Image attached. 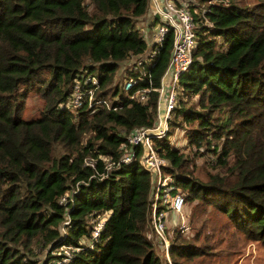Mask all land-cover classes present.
<instances>
[{"label":"trees","instance_id":"16d2710c","mask_svg":"<svg viewBox=\"0 0 264 264\" xmlns=\"http://www.w3.org/2000/svg\"><path fill=\"white\" fill-rule=\"evenodd\" d=\"M186 2L198 42L168 124L185 130L191 149L154 142L193 206L190 226L173 228L167 259L153 239L142 147L129 163L119 157L131 130L157 120L173 34L146 58L136 21L149 0H0V264L43 263L89 237L88 222L106 212L94 247L82 244L69 264H235L246 243L264 245V0ZM135 56L128 91L148 88L145 101L113 79ZM95 68V95L110 92L115 108L61 106L74 78ZM30 93L41 104L26 117ZM107 158L119 162L107 168ZM65 192L74 200L60 203Z\"/></svg>","mask_w":264,"mask_h":264},{"label":"built area","instance_id":"2783aa9c","mask_svg":"<svg viewBox=\"0 0 264 264\" xmlns=\"http://www.w3.org/2000/svg\"><path fill=\"white\" fill-rule=\"evenodd\" d=\"M150 1V0H149ZM187 0H152L153 11L156 14L158 23L155 33L150 40L151 49L145 56H153L155 50L160 46L168 33L173 34V47L168 60L167 67L161 78L160 86L157 88L159 92L157 103V120L152 127H137L130 131L127 142L129 147L120 155L119 161L129 163L135 156V146L142 147L140 161L142 165L149 169L151 173L156 174L154 181V193L151 205V220L155 231L160 235L163 241L165 255H168L167 245L170 239L165 234V229L170 226V221H174V226L180 225V228H187L186 217L182 215L180 218L177 214L183 211L187 203L186 194L180 190L175 183L173 175L167 173L163 166L167 164V160L160 156L155 148L154 137H165L168 128V118L172 115V110L178 102V82L182 72L189 69L194 58V49L198 42V34L196 32V20L193 11L191 10ZM149 7V4H148ZM206 8L204 9V11ZM143 32V30H142ZM144 34V32H143ZM135 62V61H134ZM128 68H136V64H130ZM125 69L120 76L124 91L130 97H136L141 101L147 98V90H137L135 94H130L129 88L138 81L136 77H126ZM98 69L91 71L84 70L80 72L73 80L71 92L66 99V106L71 110L77 108H90L96 110L98 108L114 109L112 105V95L96 96L95 91L99 85ZM117 97V96H115ZM61 106H63L61 104ZM96 159L87 157L84 161L86 165L94 166ZM118 161V162H119ZM118 162L110 161L107 158L106 167L109 168ZM166 172V175H162ZM74 200L73 192H65L59 199L60 203H67ZM168 211L171 213L168 214ZM107 212L98 215L88 222L90 231L89 237L82 238L78 241V245L71 243H62L58 247L51 250L50 256L41 264H69L70 260L76 254L82 244L89 247H94V241L98 239L101 230L105 226ZM69 222V217L66 216L64 224ZM64 231V226L62 227ZM166 244V246H165ZM167 247V250H166Z\"/></svg>","mask_w":264,"mask_h":264},{"label":"rangeland","instance_id":"374dc122","mask_svg":"<svg viewBox=\"0 0 264 264\" xmlns=\"http://www.w3.org/2000/svg\"><path fill=\"white\" fill-rule=\"evenodd\" d=\"M137 25V24H136ZM145 39L148 42V46L147 49H150V44L148 41V36L145 34H143ZM138 58V56L126 59L124 61H122L119 64V67L116 69V71L113 74V79L115 81H119L120 76L122 75L124 69L129 66L130 64H134V61H136V59ZM40 104H41V99L38 95L36 94H28L27 98L25 99V111H24V115L26 117L31 116L32 114L38 113V109L40 108ZM66 102H63L62 105H65ZM171 118V117H170ZM168 123V121H167ZM164 126H166L168 128V133L166 135V137L168 138V140L171 141V143L175 146L178 147H182L185 149H191V146L189 145L188 139L186 137L185 134V130L182 127L179 126H172L170 127V124H168V126L164 123ZM166 172H163L162 175H166ZM152 175V187L154 186V181L156 179V174L155 173H151ZM154 193V190H153ZM153 199V194L151 196V200ZM192 203H186V205L183 208V211L180 212L179 214H177V217H181L182 215H184L186 217V223L187 225H189L188 222H190V210L192 208ZM171 212L168 211V214H170ZM150 221H151V225L153 226V222L151 220V212H150ZM181 227L180 225H176ZM190 226V225H189ZM154 230V235H153V239L156 241L158 239H160V235ZM191 230V229H190ZM174 231L171 230V227H168L165 229V234L167 236L168 239H171ZM243 241V240H241ZM157 244V243H156ZM167 245H170V242L167 243ZM159 246V245H158ZM166 246V244H165ZM160 251H161V247L159 246ZM167 250V247H166ZM233 260H235V264H264V245L260 244L259 241H251L246 243V246L243 248L242 251L238 252L234 257ZM37 264H41L40 261H38Z\"/></svg>","mask_w":264,"mask_h":264},{"label":"crops","instance_id":"0c3cea01","mask_svg":"<svg viewBox=\"0 0 264 264\" xmlns=\"http://www.w3.org/2000/svg\"><path fill=\"white\" fill-rule=\"evenodd\" d=\"M136 24L138 27H140L144 34L146 33V35L148 36V41L150 44V40L152 39L155 30L157 28V21H156V14L153 11V4H152V0L149 1V7H148V11L143 14L142 16L138 17ZM150 49H151V45H150ZM150 49L148 50V53L150 51ZM170 226L173 227L174 226V221H170Z\"/></svg>","mask_w":264,"mask_h":264}]
</instances>
